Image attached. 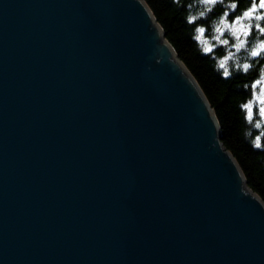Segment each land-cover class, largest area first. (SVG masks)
Masks as SVG:
<instances>
[{
    "label": "water",
    "instance_id": "water-1",
    "mask_svg": "<svg viewBox=\"0 0 264 264\" xmlns=\"http://www.w3.org/2000/svg\"><path fill=\"white\" fill-rule=\"evenodd\" d=\"M145 0H0V264H264V200Z\"/></svg>",
    "mask_w": 264,
    "mask_h": 264
},
{
    "label": "trees",
    "instance_id": "trees-1",
    "mask_svg": "<svg viewBox=\"0 0 264 264\" xmlns=\"http://www.w3.org/2000/svg\"><path fill=\"white\" fill-rule=\"evenodd\" d=\"M145 1L215 110L225 146L236 157L249 186L264 200V113L259 111L264 105L260 107L257 101L264 81V52L258 57L250 55L264 43V33L256 27L264 28V19L255 18L264 16V10L252 18L244 17L260 0H217L215 4L202 0ZM232 4H236L235 9ZM240 20L244 28L238 34L229 29L217 31ZM237 36L244 41L239 51L235 47L240 42ZM225 40L227 44L222 42ZM208 48L211 51H206ZM243 64L250 65L247 71ZM246 105H254L251 118ZM257 143L260 147H254Z\"/></svg>",
    "mask_w": 264,
    "mask_h": 264
},
{
    "label": "snow or ice",
    "instance_id": "snow-or-ice-1",
    "mask_svg": "<svg viewBox=\"0 0 264 264\" xmlns=\"http://www.w3.org/2000/svg\"><path fill=\"white\" fill-rule=\"evenodd\" d=\"M202 2H203L204 4H215V3H217V0H202ZM231 7H232L233 9H235V8H236V4H232ZM260 10H264V0H260V3H259L258 6H257L255 3H253V4L251 5V10L248 11V12H245V13H244V17L252 18V17H253V14H254L255 12H257V11H260ZM203 14H204V13L201 12V15H203ZM255 18H256V19H264V16H256ZM192 19H193V21H195L196 17H193ZM221 23H223V21H221ZM225 27H228V25H225ZM256 27L259 29V31H260L261 33H264V28H260L259 25H256ZM217 31H219V29H217ZM199 32H200L201 34H203L204 29H203V28H200V29H199ZM237 39H238L240 42H239V44H236L235 47H236L237 51H239V49H240L241 47L244 46V41L241 40L239 36H237ZM222 42L225 43V44L228 43V41H226V40H225V41H222ZM206 51H211V49L208 48V49H206ZM261 52H264V43H261L260 45H258V47H257L255 50H252V51L250 52V55H251L252 57H258V56L261 55ZM220 67H221V68H224V67H225V65H224L223 62L221 63ZM249 67H250L249 64H243V65H242V68H243L244 71H247V70L249 69ZM224 74H225V75H228V72L225 71ZM258 83H259V82H258ZM262 103H264V101H262ZM245 107L248 108V115H249V118H251V117L253 116V112H254L253 107H252V106H249V105H246ZM259 111H260L261 113H264V108L259 109ZM257 147H260V144H259V143H257Z\"/></svg>",
    "mask_w": 264,
    "mask_h": 264
},
{
    "label": "rangeland",
    "instance_id": "rangeland-1",
    "mask_svg": "<svg viewBox=\"0 0 264 264\" xmlns=\"http://www.w3.org/2000/svg\"><path fill=\"white\" fill-rule=\"evenodd\" d=\"M225 25H228V27H225ZM243 21L240 20L239 22L235 23L234 25H229V24H224L219 30L220 31H223V30H226V29H229L231 30V32L235 33V34H238L239 32H241V30H243ZM226 60L223 61V63H225ZM260 107L264 105V103H262V101H264V81L262 83V91L260 92L259 94V97L257 99ZM254 105H252L253 107Z\"/></svg>",
    "mask_w": 264,
    "mask_h": 264
},
{
    "label": "clouds",
    "instance_id": "clouds-1",
    "mask_svg": "<svg viewBox=\"0 0 264 264\" xmlns=\"http://www.w3.org/2000/svg\"><path fill=\"white\" fill-rule=\"evenodd\" d=\"M254 147H257V145H254Z\"/></svg>",
    "mask_w": 264,
    "mask_h": 264
}]
</instances>
